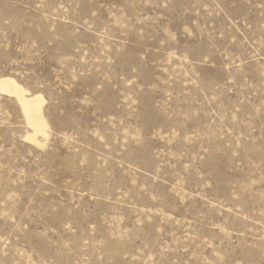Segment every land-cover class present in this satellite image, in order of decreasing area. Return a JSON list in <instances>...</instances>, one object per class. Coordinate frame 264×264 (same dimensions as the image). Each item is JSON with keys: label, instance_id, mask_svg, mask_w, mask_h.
I'll list each match as a JSON object with an SVG mask.
<instances>
[{"label": "rangeland", "instance_id": "obj_1", "mask_svg": "<svg viewBox=\"0 0 264 264\" xmlns=\"http://www.w3.org/2000/svg\"><path fill=\"white\" fill-rule=\"evenodd\" d=\"M0 264H264V0H0Z\"/></svg>", "mask_w": 264, "mask_h": 264}, {"label": "bare ground", "instance_id": "obj_2", "mask_svg": "<svg viewBox=\"0 0 264 264\" xmlns=\"http://www.w3.org/2000/svg\"><path fill=\"white\" fill-rule=\"evenodd\" d=\"M0 94L15 98L32 132L26 136L31 144L44 147L39 136L45 139L49 137V123L44 114L45 99L43 95L31 94L23 88L15 78L10 76H0Z\"/></svg>", "mask_w": 264, "mask_h": 264}]
</instances>
